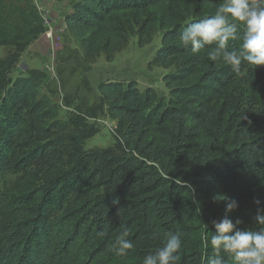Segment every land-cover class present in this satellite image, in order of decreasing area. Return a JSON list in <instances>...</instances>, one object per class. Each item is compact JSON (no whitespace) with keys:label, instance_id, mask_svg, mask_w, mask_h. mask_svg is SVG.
Returning <instances> with one entry per match:
<instances>
[{"label":"trees","instance_id":"trees-1","mask_svg":"<svg viewBox=\"0 0 264 264\" xmlns=\"http://www.w3.org/2000/svg\"><path fill=\"white\" fill-rule=\"evenodd\" d=\"M222 3H70L66 26L91 62L102 52L112 58L135 29L142 45L160 30L155 64L171 71L166 96L141 92L135 81L101 83L115 143L86 150L97 135L89 113L76 106L63 125L58 107L41 95L45 74L10 76L46 27L33 0H0V46L15 48L0 62V180L21 174L0 190V264H143L167 231L183 234L178 264H206L214 255L213 221L233 200L238 208L229 218L243 221L239 230L261 227L255 201L264 207V66L242 62L236 72L222 57L211 59L215 45L193 54L179 39L187 23ZM228 50H242V39ZM122 226L134 247L117 257L109 248Z\"/></svg>","mask_w":264,"mask_h":264},{"label":"rangeland","instance_id":"rangeland-1","mask_svg":"<svg viewBox=\"0 0 264 264\" xmlns=\"http://www.w3.org/2000/svg\"><path fill=\"white\" fill-rule=\"evenodd\" d=\"M73 1L33 0L44 19L46 31L26 48L10 76L16 79L32 72L45 74L49 82L42 88L41 95L50 98L58 107L60 122L65 125L70 113L80 106L91 115L89 123L97 130V135L86 142V150L108 149L115 143L116 122L102 105L99 85L108 81H135L141 92L151 88L159 95H168L164 77L171 71L155 64L162 32L158 30L152 34L149 44L142 45L135 29L127 42L114 51L112 58L102 52L91 62L80 39L65 23V15L70 12ZM14 51L12 46H0V62ZM20 175L9 174L0 180V190L14 186Z\"/></svg>","mask_w":264,"mask_h":264},{"label":"clouds","instance_id":"clouds-1","mask_svg":"<svg viewBox=\"0 0 264 264\" xmlns=\"http://www.w3.org/2000/svg\"><path fill=\"white\" fill-rule=\"evenodd\" d=\"M243 25V36L238 34V26ZM179 39L185 48L193 54L200 52L205 45H215L211 59L222 57L223 61L232 67L233 71L241 70L242 62L246 65L264 66V0H223V3L213 15L205 19L187 23L180 33ZM242 39V50L229 51L230 41ZM245 118V117H244ZM226 199V198H221ZM258 205L255 217L257 230H239L242 220L235 224L229 214L238 208V202L229 201L223 218L213 221L215 234H211L210 244L214 255L207 259L206 264H228L222 253L232 261V264H264V207ZM207 228V225H205ZM109 251L117 257L128 255L134 244L130 239L126 226ZM103 236V232L98 233ZM182 233L180 231L165 232V242L154 253L143 259V264H178L182 248ZM207 235L204 246L207 248Z\"/></svg>","mask_w":264,"mask_h":264},{"label":"built area","instance_id":"built-area-1","mask_svg":"<svg viewBox=\"0 0 264 264\" xmlns=\"http://www.w3.org/2000/svg\"><path fill=\"white\" fill-rule=\"evenodd\" d=\"M116 128L113 130V133H115Z\"/></svg>","mask_w":264,"mask_h":264}]
</instances>
